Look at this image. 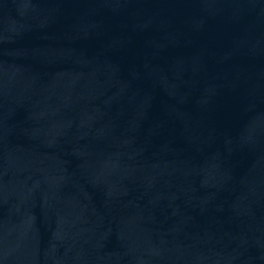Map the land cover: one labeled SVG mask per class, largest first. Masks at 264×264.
Returning <instances> with one entry per match:
<instances>
[{
  "label": "water",
  "instance_id": "1",
  "mask_svg": "<svg viewBox=\"0 0 264 264\" xmlns=\"http://www.w3.org/2000/svg\"><path fill=\"white\" fill-rule=\"evenodd\" d=\"M0 264H264V0H0Z\"/></svg>",
  "mask_w": 264,
  "mask_h": 264
}]
</instances>
